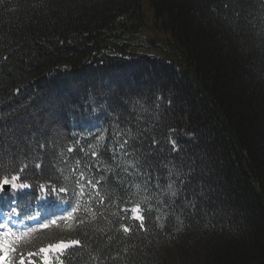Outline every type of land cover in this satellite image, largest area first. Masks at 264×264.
<instances>
[{
  "label": "trees",
  "instance_id": "trees-1",
  "mask_svg": "<svg viewBox=\"0 0 264 264\" xmlns=\"http://www.w3.org/2000/svg\"><path fill=\"white\" fill-rule=\"evenodd\" d=\"M4 175L80 193L35 264H264V0H0Z\"/></svg>",
  "mask_w": 264,
  "mask_h": 264
},
{
  "label": "snow or ice",
  "instance_id": "snow-or-ice-1",
  "mask_svg": "<svg viewBox=\"0 0 264 264\" xmlns=\"http://www.w3.org/2000/svg\"><path fill=\"white\" fill-rule=\"evenodd\" d=\"M19 177L16 175H12L9 177L8 175H4L3 177H0V190L5 189L8 186H11L12 189L17 188V184L15 183L16 180H18ZM20 188H25L27 185L25 184H20ZM175 195V193H173ZM15 211V210H13ZM131 213V218L134 221H139L140 224L138 225L139 227H143V215H141V206L139 204H136L135 206L131 207L129 209ZM5 226L3 224H0V228H4ZM124 232H129V228L127 226H122ZM12 235L11 230L9 229L8 231L3 233V237H0V249L3 251V255L0 256V260H3L5 264L8 262L9 255L11 253L17 252L18 253V258H19V264H35L34 258L37 255L36 253L33 252H19V250L15 247L13 242L8 239V237ZM80 242L77 240H72L68 242L61 241L58 244L55 245H49L47 248H40L39 252L43 254V264H54V262L49 261L48 253L51 251H55L58 255L62 254L69 248L79 246ZM27 256V259L25 258Z\"/></svg>",
  "mask_w": 264,
  "mask_h": 264
},
{
  "label": "rangeland",
  "instance_id": "rangeland-1",
  "mask_svg": "<svg viewBox=\"0 0 264 264\" xmlns=\"http://www.w3.org/2000/svg\"><path fill=\"white\" fill-rule=\"evenodd\" d=\"M127 49V48H126ZM128 50V49H127ZM155 55H157V53L155 52ZM3 255V251H2V249H0V256H2ZM1 262H2V260H0V264H1Z\"/></svg>",
  "mask_w": 264,
  "mask_h": 264
}]
</instances>
